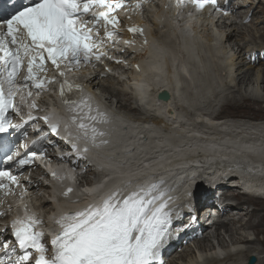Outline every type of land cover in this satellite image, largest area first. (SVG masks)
<instances>
[{
    "label": "bare ground",
    "instance_id": "obj_1",
    "mask_svg": "<svg viewBox=\"0 0 264 264\" xmlns=\"http://www.w3.org/2000/svg\"><path fill=\"white\" fill-rule=\"evenodd\" d=\"M221 6L229 10V15L225 16L228 25L222 28L225 22L219 26L212 23L211 15L207 16L211 6L199 14H193V10L188 15L184 12L175 14L174 8H178L176 3H165L157 9V23L154 22L153 11V17L149 16L153 28L158 30V36L150 29L147 36L137 35L135 43L130 45L134 48L129 52L122 50L129 46L124 41L131 38L127 37L124 28L117 27L114 42L106 43L105 49L112 51L119 48L120 51L109 54L114 58L102 57L98 60L107 72L113 71V74L106 75L107 72L102 71L87 81L90 68H87L88 65L80 67L82 72L79 76L77 74L76 79H83L81 89L85 90L86 97H90L87 90L93 95L90 87L101 89L106 92L104 94L116 97L117 106L129 112L124 113L122 109H119L120 112L113 111L90 97L93 105L108 116V123L98 125L106 133L103 139L108 142L99 147L91 143L85 145L84 141H74L61 133L71 145L76 143L81 150L88 147L86 153L76 151V171L82 173L87 169L95 178L99 175L101 180L92 187L81 189L67 182L61 185V180L53 179L52 175L51 181L44 183L48 179L47 169L56 172L65 168V165L56 167L55 164L65 157L67 151L63 148L66 145L68 148L69 144L59 140L57 142L61 149L44 146L49 152V160L43 170L38 169L37 173L29 176L30 184L24 197L27 200L28 196L36 195L39 190L43 192L37 203L29 202L27 205L30 213L41 216L44 223L41 227H47L40 229L44 236L59 226L55 221L63 213L82 210L84 208L80 207L86 204H98L103 193L114 187H123L128 181L134 186L159 177L171 190L169 195L175 198L171 206L182 214L174 225H181L178 223L180 221L182 225H188L177 236L186 234L190 229L183 240L196 234L191 243L201 244L212 237L211 246L215 249L211 253L219 256V259V254L225 253L226 248L235 252L231 264H239L240 255H243L245 264L246 257L255 252L254 245V249L250 245L258 239L250 240L249 233H246L249 229L262 234L260 241L264 243V120L236 119L234 114L231 116L229 113L251 105L261 110L260 102H264V0H232L229 5L226 1ZM156 7L152 5V9ZM231 17L235 19L233 22ZM180 26L185 29H178ZM178 30H184L183 39L178 35ZM204 31L208 41L205 43L202 39L201 47L198 34ZM247 38L250 40L247 41ZM145 39L147 44H143ZM145 50L148 55L143 57ZM120 57L123 59L117 63ZM224 59L226 62H223ZM127 66L128 71L125 70ZM122 68L124 70L119 74ZM218 71L225 76L222 77L225 79L223 82L218 81ZM123 74L126 77L121 81ZM109 81L121 88L114 89L112 85L104 87L103 83ZM164 88L168 90L169 99L160 101L156 95ZM220 88L222 92L230 89L231 97L223 99ZM122 92L126 93V97L133 95L134 101L146 109L143 115H139L136 105L132 104L131 107L128 103H122ZM33 95L36 97L35 92ZM218 108L223 113L214 112ZM115 118L119 121L116 122ZM198 173L211 176L198 182ZM69 187L73 191L64 196ZM189 191L193 193L191 197L185 195ZM218 191H221L222 198L228 200L225 204L219 202ZM203 197L210 199L196 202V199ZM231 198L235 200L229 201ZM179 204L181 207L177 209ZM192 212L200 213L198 221L192 219L188 222L183 217ZM12 214L13 211L8 215ZM24 215L25 210H17L14 219ZM221 231L231 240L229 246L222 243ZM183 240L180 244L189 246ZM180 244H174L173 251L164 252L165 261L178 254V261H185L187 257L190 259L183 263L173 260V264H219L213 257L206 260L207 253H197V250L193 254L186 252L185 256L182 255V251L176 249ZM260 264H264V259Z\"/></svg>",
    "mask_w": 264,
    "mask_h": 264
},
{
    "label": "snow or ice",
    "instance_id": "obj_2",
    "mask_svg": "<svg viewBox=\"0 0 264 264\" xmlns=\"http://www.w3.org/2000/svg\"><path fill=\"white\" fill-rule=\"evenodd\" d=\"M147 2L135 0L134 6L142 9ZM127 3L128 0H0V133L23 126L12 124L7 116L10 110L20 114V105L14 103L17 94H20L21 104L29 109L28 120H35L37 117L32 112L37 109V102L35 99L29 102L34 91L39 97L49 85L57 82V77L66 76L65 69L76 72L81 63L89 64L105 56L112 58L105 44L114 42L120 23L112 13ZM186 4L197 10L211 6L229 15V10L217 0H176L177 7ZM101 28L103 36L99 34ZM127 31L133 36L124 41L129 46L135 43L137 35H144L141 26H131ZM143 44H147V39ZM47 61L51 62L48 66ZM22 66L26 71L23 78L18 79ZM82 91L79 84L67 79L59 81V96L69 113L64 129L72 140L99 147L108 142L103 139L106 133L98 127L108 123L107 114L94 106L90 97L81 96ZM39 119L47 123L51 116ZM49 127L55 134L60 123H51ZM46 139L47 136L42 135L33 140L32 145L42 149V141ZM72 148L84 153L89 150L86 146L79 149L76 143ZM43 154V151L39 153ZM37 155L26 144L0 142V157L3 164L9 165L0 169V196L14 194L12 186L20 185L11 166L19 171L31 165ZM51 175L53 179H63L55 171ZM26 191L23 189L21 198ZM72 191L69 187L63 195L68 196ZM170 191L162 178L138 183L135 187L128 181L98 204L61 215L55 221L60 231L50 241V255L42 239L43 233L37 230L42 221L24 204L25 215L11 222V239H0V255L5 257L0 259V264H32L33 260L34 264H163L161 250L173 238L174 221L182 215L171 206L175 198L169 195ZM185 195L191 197L193 193L189 191ZM4 214L0 212V216ZM186 227L188 225L178 226L176 234ZM3 231L0 230V236ZM14 245H18L22 254L16 255Z\"/></svg>",
    "mask_w": 264,
    "mask_h": 264
},
{
    "label": "rangeland",
    "instance_id": "obj_3",
    "mask_svg": "<svg viewBox=\"0 0 264 264\" xmlns=\"http://www.w3.org/2000/svg\"><path fill=\"white\" fill-rule=\"evenodd\" d=\"M236 2V1H235ZM234 2V3H235ZM242 16V15H241ZM235 20V19H234ZM237 21V20H236ZM181 28H184L183 26H180V28H178V29H180L181 30ZM185 29V28H184ZM180 30H178L177 31V33H178V35H180L181 37H182V33H184V30H182L181 32H180ZM243 32V31H242ZM244 32L246 33L247 31H245L244 30ZM200 37H201V43H200V45H201V47H202V39H203V41L205 42V43H207V41H208V37L206 36V31H204V32H200L199 34H198ZM247 36H248V33L246 34ZM207 37V38H206ZM248 37H250V36H248ZM179 41H182L179 37H176ZM182 39H183V37H182ZM248 40H250L249 38H247V41ZM260 41H263V39H259ZM197 44V43H196ZM197 46L199 47V45L197 44ZM198 47H197V49H198ZM200 47V48H201ZM225 61V59L223 60V62ZM226 62V61H225ZM225 64V63H224ZM221 68H223V67H221ZM215 73H216V71H215ZM218 73V81H222L223 82V80H225L224 78H222V77H225V76H223V74L222 75H220V71H218L217 72ZM217 76V75H216ZM100 77H102V76H100ZM216 79V78H215ZM104 82H106L105 80H103ZM103 83V82H102ZM108 83H110V84H108ZM103 85H104V87H106V86H108V85H112L111 87H113L114 89H118L119 90V88H121V87H119L118 88V84L116 83H112L111 84V82L109 81V82H107V84H105V83H103ZM117 85V86H116ZM213 89V88H212ZM228 90H230V89H228ZM228 90H224L223 92H222V90H221V88H220V91L223 93V99L225 98V99H227V98H230L231 97V95L232 94H230L229 92H228ZM232 90V89H231ZM211 92H212V90H210ZM227 92V93H226ZM123 93V92H122ZM239 93V92H238ZM212 95V94H211ZM239 95H242V94H240L239 93ZM126 95H124L123 96V98H121L122 100V103H128V100H129V98L128 97H126ZM245 97H247V96H245ZM127 98H128V100H127ZM212 98V97H211ZM125 99V100H124ZM116 100V99H115ZM261 104H260V109L261 110H257V106L256 105H251L249 108L247 107V108H243V107H240V108H238L239 110H233V111H229V113L231 114V116L233 115V117H235L236 119L239 117V119H246V120H255V121H258V120H264V119H260V118H264V102H260ZM129 105L131 104V103H128ZM219 109V110H218ZM217 110H215L214 112H218V113H223V111L222 112H220V108H218ZM247 109V110H246ZM248 109H250V110H248ZM124 111H128L127 109H124ZM244 112H247V113H244ZM256 113V114H252V113ZM125 113V112H124ZM224 113H226V112H224ZM230 117V116H229ZM199 174V173H198ZM207 174H204V173H201V175L199 174V176H198V178H197V181L198 182H202V180H204L205 179V177L207 178H209V176H211V175H207ZM100 179V176L99 175H97L96 176V178L93 176V175H91V173L90 172H88V170L86 169L84 172H82L81 174H80V176H79V183L82 181H84L85 182V184H86V187H92L93 186V184L95 183V182H97L98 180ZM205 183V182H204ZM211 188H214V186H212ZM82 189H84V188H82ZM220 192V193H219ZM222 193H221V191H218V193H217V195H218V197H220V203H226L228 200H225L224 198H222L220 195H221ZM205 198L203 197V198H201L200 200H198V199H196V202H202L203 200H204ZM210 198H206V200L208 201ZM235 199H230L229 201H234ZM237 201V200H236ZM228 205V204H227ZM226 205V206H227ZM181 207V204H179L178 206H177V209H179ZM213 214H215V213H210V215H213ZM225 216H228L227 214H225ZM222 218H224V216H221ZM256 219V218H255ZM246 233H249L248 235H250V240H254V238H257L258 240L256 241V242H254L253 244H251L250 245V247L252 248V249H254V247H255V252H252V253H250V256L252 255V256H254L255 258H256V261H255V263L256 262H258V264H260V261H261V259H264V243L263 242H261L260 240H261V238L263 237L262 236V234H256L255 233V229H249V231H247ZM253 236V237H252ZM212 238V237H211ZM210 238V239H211ZM209 239V241H207V242H203V243H201V244H199V243H197L196 242V244H192L191 242L189 243V246H187L186 247V245L185 246H180L179 248L178 247H176V249L178 248V250H181L182 252H181V254L182 255H184L185 256V253L187 252V253H192L193 254V252L194 251H196L197 253H198V251L199 252H201V253H204V254H206L207 256H206V260L207 259H211L210 257H213L215 260H217V262L219 263V264H231V262L233 261V259H234V257H235V252L234 251H229V249H225L226 250V252L225 253H223L224 255L222 256V257H220V259H219V256H217V255H215L214 253H211L213 250L212 249H215V248H212V246H211V240ZM224 239V240H223ZM212 240H213V238H212ZM221 240L223 241L222 243H224V245H227V246H229V244L230 243H232L231 242V240L230 239H228V237L221 231ZM220 240V241H221ZM226 241V242H225ZM204 243H206V244H204ZM263 243V244H262ZM182 244H184V243H182ZM202 244H204L203 246H202ZM216 244V243H215ZM253 245H254V247H253ZM202 246V247H201ZM215 246V245H214ZM227 246H225V247H227ZM242 246V245H241ZM188 249V250H187ZM207 249H209V250H207ZM195 253V252H194ZM211 254V255H210ZM210 255V256H209ZM222 255V254H221ZM232 255V256H231ZM249 255V254H248ZM178 256V254L177 255H175V259L173 258H170V260L171 261H169V263L170 264H173V262H175V261H173V260H176L177 261V263H183V262H187L189 259H190V257H187L186 259L187 260H185V261H178L177 259H176V257ZM197 256V255H196ZM218 257V258H217ZM230 257V258H229ZM249 257V256H248ZM248 257H246V258H248ZM229 258V259H228ZM238 258H240V259H238V262H239V264H244V258H243V255L241 256H239ZM242 258H243V260H242ZM236 260H237V257L235 258ZM247 260V259H246ZM224 262V263H223ZM245 264H246V261H245Z\"/></svg>",
    "mask_w": 264,
    "mask_h": 264
},
{
    "label": "water",
    "instance_id": "obj_4",
    "mask_svg": "<svg viewBox=\"0 0 264 264\" xmlns=\"http://www.w3.org/2000/svg\"><path fill=\"white\" fill-rule=\"evenodd\" d=\"M158 69H160L159 66H158ZM157 99H159L160 101H167L169 99L168 92L167 91H162L161 93H158L157 94ZM255 261H256V258L251 255V256L248 257L246 264H255Z\"/></svg>",
    "mask_w": 264,
    "mask_h": 264
},
{
    "label": "clouds",
    "instance_id": "obj_5",
    "mask_svg": "<svg viewBox=\"0 0 264 264\" xmlns=\"http://www.w3.org/2000/svg\"><path fill=\"white\" fill-rule=\"evenodd\" d=\"M128 98H129V100H130V99H131V100H132V99L134 100V98L132 97V95L128 96ZM134 102H136V101H134ZM136 103H137V102H136ZM130 105H131V104H130ZM130 105H129V106H130ZM138 113H139V115H143V114H144V112H141V111L138 112Z\"/></svg>",
    "mask_w": 264,
    "mask_h": 264
}]
</instances>
